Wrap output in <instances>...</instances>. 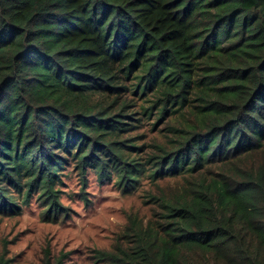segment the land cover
I'll return each instance as SVG.
<instances>
[{
	"label": "trees",
	"instance_id": "obj_1",
	"mask_svg": "<svg viewBox=\"0 0 264 264\" xmlns=\"http://www.w3.org/2000/svg\"><path fill=\"white\" fill-rule=\"evenodd\" d=\"M88 171L180 179L97 263L264 264V0H0V216Z\"/></svg>",
	"mask_w": 264,
	"mask_h": 264
},
{
	"label": "rangeland",
	"instance_id": "obj_2",
	"mask_svg": "<svg viewBox=\"0 0 264 264\" xmlns=\"http://www.w3.org/2000/svg\"><path fill=\"white\" fill-rule=\"evenodd\" d=\"M148 137L150 145L155 139L166 141V137L155 135L154 131H149ZM153 153L149 146L144 156ZM86 176L84 186L74 172L65 178L61 202L69 210L58 222L46 220L36 196L21 205L17 214L0 216V253L5 246L8 264H44L46 258L55 264L57 257L63 264H108L97 263L95 251L110 252L123 244L129 215L146 220L150 215L148 194L168 191L180 180L152 184L143 178L136 190L123 193L114 181L99 182L91 171Z\"/></svg>",
	"mask_w": 264,
	"mask_h": 264
}]
</instances>
